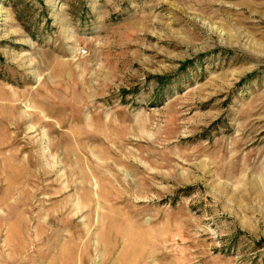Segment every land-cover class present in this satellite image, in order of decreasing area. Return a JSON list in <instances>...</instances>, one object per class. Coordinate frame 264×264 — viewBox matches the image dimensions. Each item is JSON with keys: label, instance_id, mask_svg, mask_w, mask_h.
I'll return each mask as SVG.
<instances>
[{"label": "rangeland", "instance_id": "obj_1", "mask_svg": "<svg viewBox=\"0 0 264 264\" xmlns=\"http://www.w3.org/2000/svg\"><path fill=\"white\" fill-rule=\"evenodd\" d=\"M0 264H264V0H0Z\"/></svg>", "mask_w": 264, "mask_h": 264}]
</instances>
